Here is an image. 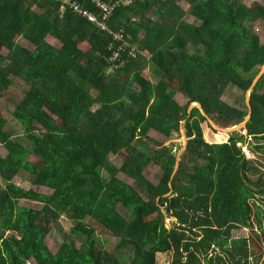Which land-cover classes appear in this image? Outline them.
Masks as SVG:
<instances>
[{"label":"trees","instance_id":"1","mask_svg":"<svg viewBox=\"0 0 264 264\" xmlns=\"http://www.w3.org/2000/svg\"><path fill=\"white\" fill-rule=\"evenodd\" d=\"M82 2L92 8L89 0ZM188 14L194 21L186 19ZM260 16L243 0H135L112 18L113 27L123 28L136 47L134 56L130 48L120 50L125 63L118 66L109 59L117 49L112 36L72 10L62 11L61 0H0V99L13 79L26 84L13 111L24 134L13 135L0 114V142L7 149L6 155L0 153V237L11 234L16 241L0 242V264L31 259L36 264H157L158 253L166 252L172 253L170 264H250L255 254L250 240L233 231L254 230V217L264 242L258 203L264 202V164L226 151L220 158L189 131L173 175V148L163 145L151 154L146 148L152 129L168 138L179 133L195 101L233 125L244 120L247 109L222 95L229 84L247 90L258 73L249 71L264 65V43L254 29ZM53 29L67 37L60 47L47 39ZM18 36L35 47L21 44ZM81 43L88 47L82 49ZM147 68L157 82L144 74ZM70 72L85 81L96 109L76 103L80 86ZM258 82L263 90L251 92L246 128L261 139L264 74ZM174 87L188 97L186 104L174 99ZM191 116L195 124L206 120L198 107ZM256 148L264 150V143ZM126 149L120 166L111 161V154ZM31 155L42 162L32 171L34 183L52 192L14 182ZM235 159L249 182L237 179L243 187L232 189L228 172ZM151 162L162 170L157 183L143 174ZM5 191L36 199L42 207L17 204ZM119 208L142 216L132 234L113 217ZM62 216L72 224L70 237L50 255L45 239ZM166 217L174 219L170 228ZM97 224L118 238L112 249L98 242Z\"/></svg>","mask_w":264,"mask_h":264},{"label":"rangeland","instance_id":"2","mask_svg":"<svg viewBox=\"0 0 264 264\" xmlns=\"http://www.w3.org/2000/svg\"><path fill=\"white\" fill-rule=\"evenodd\" d=\"M247 5L251 6L255 10H257L259 13H261L260 18L254 23V29L255 32L258 33L260 36V40L262 43H264V13H262V10L264 8V0H243ZM186 8L188 5H185ZM88 7V6H87ZM36 9V7H35ZM38 12L42 15L47 16L48 13L39 9ZM186 19L189 21H194L193 17L189 14L186 15ZM17 39L19 42L25 46H28L29 48L33 49L35 46L28 41H26L24 38L18 36ZM48 41L52 43L53 45L60 47L64 40L67 39V37L58 29H53L52 32L47 37ZM80 47L82 49H86L88 47L87 43H81ZM192 50H195L191 47ZM4 54L8 53V50L6 48L1 49ZM244 50H240V55H243ZM153 59V57L151 56ZM112 68H108L107 72H111ZM152 70L146 69L144 74L152 79V81L157 82L158 78L151 72ZM69 76L72 77L80 86V92L76 98V103H79L82 109H96L97 104L94 102V95L90 93L87 89L85 81L76 75L74 72H70ZM176 84V82L174 83ZM252 84V83H251ZM251 86V85H250ZM26 84L21 79H13L12 85L8 88V91L1 97L0 99V114L8 120L7 129L13 133V135H23L24 129L23 126L19 121L16 120V118L13 115L14 108L18 102V100L23 97L25 92ZM250 88V87H249ZM248 88V89H249ZM254 90L261 92L263 90V86L258 82L254 85ZM246 93L247 90L244 88L236 87L232 84H229L227 88L225 89L222 99L226 102L237 105L243 109H247L248 111V102L246 99ZM173 97L176 101H178L181 105L186 104L188 97L185 96L182 92H180L177 88L172 89ZM209 116L211 119L215 122L217 126H220L219 128L213 126L207 119L199 124H195L193 122V117L188 115L184 121L181 122V129L179 133H175L171 138L166 137L162 133L152 129L149 131V139L148 143L150 144V148H146V151L148 153H153L155 149L163 146V145H170L173 148V151L177 153V155L180 153L181 155L184 153V146L186 139L183 135V131H185V134L187 136V132L191 131L193 133V136L202 138L205 142L209 145V151L213 154L218 155L221 158V155H223L226 151L230 153L231 155H239L245 156L246 151H250L251 154L254 155V158L250 159H256L259 163L261 162L262 165L264 164V150H258L256 148V145L258 143H264V134L261 136V139H256L252 135L248 134V129L243 128L240 130H235L233 132H226L223 131V128H226V126L221 125L216 118L225 119V117L221 114H219L216 110H213L209 113ZM232 123L230 124L229 128L233 127ZM82 133L88 132V129L77 126L76 128ZM222 133L223 136L220 138L216 137V134ZM239 137H243V139H240ZM234 138V140H233ZM235 146L237 148V151L235 149ZM127 149L121 151L118 154H111L110 159L112 162H114L116 165L120 166L127 154ZM0 153L2 155H6L7 149L5 146L0 142ZM243 154V155H242ZM246 157V156H245ZM42 162L39 158H37L34 155H31L28 158V161L23 169L20 170V172L13 178L14 182L19 184L20 186L26 188V189H34L41 193H50L52 192V189H49L45 186H39L34 183V175H33V169L34 167L41 166ZM260 168L262 171H264V166L260 165ZM143 174L149 178L152 182L157 183L160 180V177L162 175V170L154 162H151L144 170ZM229 178L231 181V188H242L243 184H240L237 182V179H240L241 183H248V176L246 171L244 170V167L242 163H237L236 159L233 162V166L229 168ZM121 177L123 180L127 182H132V180L126 176L125 173H121ZM120 177V178H121ZM1 185L4 186V182H0ZM5 194L8 195V197L12 198L17 204H21L24 206L32 207V208H41L42 203L39 202L36 199H28V198H22L19 196H11V194L7 193L5 191ZM260 208L264 212V202H261V200L258 201ZM113 217L119 221L122 222L124 225V228L128 234H132L136 228L138 227V224L143 220L142 216L140 214H132L128 210L124 208H119L113 213ZM240 218L241 216H235ZM255 225L254 230H252L251 227H240L233 231V235L236 237H245L248 240H250V247L255 252L254 255L250 258V264H262L264 263V242L262 240V237L260 235V229L257 226V222L255 218L253 217ZM261 219H262V225L264 227V215L261 211ZM174 219L167 217L166 218V225L169 227L171 226ZM72 224L68 217L62 216L60 219H58L57 222H53L51 224V232L48 234V236L45 239L46 249L47 252L50 255L55 254L58 251V248L61 244V242L69 238V232ZM257 232L258 235L255 234ZM96 238L98 239V242L100 244H103L102 246L113 248L114 245L117 243L118 238L113 236L112 233H110L108 230H106L101 225H96ZM253 240H252V239ZM16 242L15 239L12 237L11 234H7L5 236L0 237V242ZM28 249H31L30 247H27ZM171 252L166 253H158L157 255V264H170L171 263ZM127 259H125L126 261ZM257 260L258 263H257ZM27 264H36L34 259H31Z\"/></svg>","mask_w":264,"mask_h":264},{"label":"built area","instance_id":"3","mask_svg":"<svg viewBox=\"0 0 264 264\" xmlns=\"http://www.w3.org/2000/svg\"><path fill=\"white\" fill-rule=\"evenodd\" d=\"M134 1L135 0H89L92 5L91 8L85 6L82 0H61V10L70 9L77 15L87 19L100 31L111 35L114 45H117V49L113 51L114 45H111L113 53L109 59L113 62L119 61L117 65L120 66L125 63V59L119 60L120 50L123 48H130V54L134 56L136 54V47L131 46L123 28L116 29L113 27L112 18L118 8L128 7ZM245 156L247 159L254 158V155L251 154L250 151H246ZM168 228H170V226Z\"/></svg>","mask_w":264,"mask_h":264},{"label":"water","instance_id":"4","mask_svg":"<svg viewBox=\"0 0 264 264\" xmlns=\"http://www.w3.org/2000/svg\"><path fill=\"white\" fill-rule=\"evenodd\" d=\"M258 71L256 77L254 78L251 86L249 89H247V93H246V99H247V102H248V113L246 115V117L244 118L243 121H241L240 123L238 124H235V126L229 128L230 126V121L226 120V119H221V118H216V120L223 126H226V128H223L222 130L223 131H226V132H233L235 130H240V129H243V128H246V125H247V122L249 121L250 117H251V112H252V108H251V103H250V95H251V92L254 90V85L256 83H258V81L260 80L261 76L264 74V65H261V64H256L252 67V69L249 71V73H253L254 71ZM194 107H198L200 108L202 114L205 116V118L215 127L219 128L220 126H217L215 124V122L211 119V117L209 116L208 113H206V111L204 110V108L202 107V104L198 101H195V102H192L189 107H188V115L191 114V111ZM184 121V120H182ZM183 135L186 139V142H185V146H184V150L186 148V144H187V140H188V136H186L185 134V131H183ZM177 162H176V167H175V170L173 172V175L175 174V172L177 171L178 167H179V163H180V153L177 155ZM171 185V183H170ZM167 218V217H166Z\"/></svg>","mask_w":264,"mask_h":264}]
</instances>
